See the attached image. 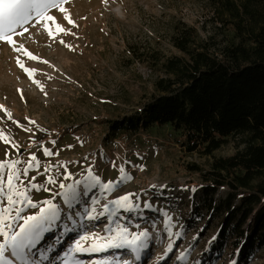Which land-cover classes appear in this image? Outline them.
I'll list each match as a JSON object with an SVG mask.
<instances>
[{"label": "rangeland", "instance_id": "374dc122", "mask_svg": "<svg viewBox=\"0 0 264 264\" xmlns=\"http://www.w3.org/2000/svg\"><path fill=\"white\" fill-rule=\"evenodd\" d=\"M235 21L212 0H0V264H202L221 222L200 206L207 172L237 139L189 154L170 126L108 124L159 95L177 33L222 56Z\"/></svg>", "mask_w": 264, "mask_h": 264}, {"label": "trees", "instance_id": "16d2710c", "mask_svg": "<svg viewBox=\"0 0 264 264\" xmlns=\"http://www.w3.org/2000/svg\"><path fill=\"white\" fill-rule=\"evenodd\" d=\"M212 1L237 19L222 56L211 54L192 29L177 33L174 46L183 56L164 64L167 78L156 83L159 95L142 113L108 124V130L113 137H129L170 126L186 153L207 156L237 139L236 152L215 159L207 172L210 183L200 206L221 222L202 264H214L228 246L237 252V263L249 264L264 247V0H235L240 6ZM255 3L260 21L247 15L253 16ZM222 189L226 195L217 199ZM200 209L193 206L194 217Z\"/></svg>", "mask_w": 264, "mask_h": 264}, {"label": "bare ground", "instance_id": "6f19581e", "mask_svg": "<svg viewBox=\"0 0 264 264\" xmlns=\"http://www.w3.org/2000/svg\"><path fill=\"white\" fill-rule=\"evenodd\" d=\"M98 254H101V252L100 253H97L96 255H98ZM94 256V255H93ZM95 257V256H94Z\"/></svg>", "mask_w": 264, "mask_h": 264}]
</instances>
